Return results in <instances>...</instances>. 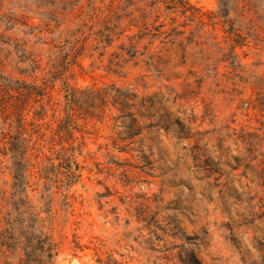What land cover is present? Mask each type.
I'll return each instance as SVG.
<instances>
[{
    "label": "rangeland",
    "instance_id": "rangeland-1",
    "mask_svg": "<svg viewBox=\"0 0 264 264\" xmlns=\"http://www.w3.org/2000/svg\"><path fill=\"white\" fill-rule=\"evenodd\" d=\"M183 1L0 0V70L13 77L42 83L60 47L76 37L86 45L44 100L38 142L48 159L28 162L18 193L27 206L12 203L11 164L0 153V264H264V43L252 39L253 15L224 18L217 0ZM176 25L192 37L184 55L169 35ZM230 27L250 32L233 53ZM110 30L123 32L102 47L95 32ZM133 35L155 67L140 60L109 73ZM21 48L35 65L20 61ZM64 82L126 94L122 110L109 105L72 124L81 150L69 186L59 171L71 163L52 140Z\"/></svg>",
    "mask_w": 264,
    "mask_h": 264
},
{
    "label": "trees",
    "instance_id": "trees-1",
    "mask_svg": "<svg viewBox=\"0 0 264 264\" xmlns=\"http://www.w3.org/2000/svg\"><path fill=\"white\" fill-rule=\"evenodd\" d=\"M170 3L172 5L166 6L167 9L177 8L178 5H185L183 0H170ZM230 13L236 14L238 17L243 18L244 21L248 15H253L256 18L254 25L257 34H253L252 39L256 43H264V0H217L216 14L220 17L228 18ZM174 21L173 18L171 24ZM164 25V23H161L159 26ZM171 30L169 34L172 35L171 42H175L184 55L192 37L182 36L184 32L177 30V25L171 27ZM242 30V28L232 29L231 27L226 30L231 35V42H234L229 44L232 53L236 45L244 44L243 42H246V39L250 36L249 31L243 33ZM110 31V33L95 32L96 36L94 39L98 43H101L104 39L106 45H102V47H106L114 41L112 35H117L113 30ZM122 32L123 30L118 33L117 38L120 37ZM73 35H75V32L70 31L69 36L72 37ZM75 40V42L71 41L70 47H60L57 50L56 70H53L50 77L43 80L42 83H37L36 81L28 82L26 79L15 78L9 73L0 70V147L2 149L0 153L8 156L11 164L9 168L13 178L11 187L13 196L10 199L13 204L15 202H22L23 206H27L26 194L21 196L18 193L22 188L25 187L26 189L28 186L26 178L29 174L28 162L30 158H38L40 155H45V158L48 159V156L42 152L39 146L38 139L44 136V132L40 130L37 121L42 119L44 115L43 111L47 110L44 100H49V89L52 87L57 75L64 78V72L69 69L70 65L76 63V59L86 47L84 43L77 47V37ZM129 40L128 44L124 42L120 43L118 46L120 52L115 54L122 65L120 63H111V66L107 68L109 73L121 75V71L115 65L121 67L127 63L138 64L140 60H144L149 67H155L153 56L139 50L138 40L135 38V35L129 37ZM198 44L202 53L199 65L201 66V71H204L207 59L205 53L206 45L204 42H198ZM97 47H99V44L95 45V48ZM20 57V61L28 62L29 66L36 64V60L29 57L23 48H21ZM32 71H35V67ZM64 84L63 116L60 118L55 137H52V140L56 139L58 141L56 143L58 148L55 149L54 153L60 156L61 160L71 163L63 171H59L63 181L69 186L74 184L78 179L80 166L75 161V152L81 150V145L80 143H76L77 138L71 130L72 124L77 122L79 118L86 119L87 117L93 118L103 115L106 107L109 105L122 110L126 106V94L121 93L114 85L76 88L70 86L67 82H64ZM40 110H42V113L39 112ZM31 114L32 117H30ZM8 214L4 217L5 224L1 231L5 237L12 234V223L9 218L10 214L9 216ZM27 233L37 235L34 227Z\"/></svg>",
    "mask_w": 264,
    "mask_h": 264
},
{
    "label": "water",
    "instance_id": "water-1",
    "mask_svg": "<svg viewBox=\"0 0 264 264\" xmlns=\"http://www.w3.org/2000/svg\"><path fill=\"white\" fill-rule=\"evenodd\" d=\"M66 262V261H65Z\"/></svg>",
    "mask_w": 264,
    "mask_h": 264
}]
</instances>
